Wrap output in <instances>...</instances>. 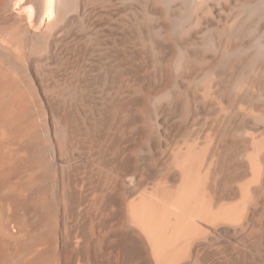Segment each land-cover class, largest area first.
Listing matches in <instances>:
<instances>
[{"label":"bare ground","instance_id":"obj_1","mask_svg":"<svg viewBox=\"0 0 264 264\" xmlns=\"http://www.w3.org/2000/svg\"><path fill=\"white\" fill-rule=\"evenodd\" d=\"M0 264H264V0H0Z\"/></svg>","mask_w":264,"mask_h":264},{"label":"rangeland","instance_id":"obj_2","mask_svg":"<svg viewBox=\"0 0 264 264\" xmlns=\"http://www.w3.org/2000/svg\"><path fill=\"white\" fill-rule=\"evenodd\" d=\"M14 9H15V8H13V10H14ZM48 183H49V184H48ZM44 184L47 185V186L44 185L46 188H47V187L50 188V186H48V185H52V182L49 181V182H45ZM112 194H113V193H112ZM112 194H107V195H106V193H105V194L103 193V196H104V200H103L104 203H103V205H104V207H105L107 210L110 209V208H118V207H119V205H118V204H119V203H118V200L115 198L114 194H113V195H112ZM111 195H112V196H111ZM106 196H107V197H106ZM108 198H110V199H108ZM111 198H113V199L115 198L114 201H113V199H111ZM106 199H107V200H106ZM105 200H106V202H105ZM115 201H116V202H115ZM107 205H108V206H107ZM117 205H118V206H117ZM213 238H216V237L213 235ZM208 244H209V246L211 245V247H216V245H215L214 243H209V242H208ZM212 244H213V246H212ZM64 250L66 251V252H65L66 255H65L64 252H63ZM64 250L62 251L63 254H62V252H61L62 257H63V256L66 257V256H67V251H68L67 248H65ZM64 257H63V258H64Z\"/></svg>","mask_w":264,"mask_h":264}]
</instances>
